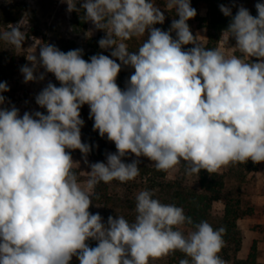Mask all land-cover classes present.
I'll return each instance as SVG.
<instances>
[{"label":"clouds","instance_id":"1","mask_svg":"<svg viewBox=\"0 0 264 264\" xmlns=\"http://www.w3.org/2000/svg\"><path fill=\"white\" fill-rule=\"evenodd\" d=\"M68 11H78L74 4ZM86 21L106 32L99 40L104 54L82 58V49L61 51L55 45L40 48L39 59L21 72L25 83L39 77L42 67L60 86L49 82L35 102L46 109L24 112L2 107L9 91L0 82V264H149L177 251L179 264H227L218 254L226 229L207 221L193 222L182 207L164 204L154 193L136 196V216H109L89 211L90 192L101 181L121 183L140 173L139 159L123 162L128 154L147 157L158 171L185 166L187 175L201 170L214 173L223 167L264 162V3L253 17L239 7L225 32L247 57L226 56L195 42L187 21L197 14L190 0H167L175 9L167 31L154 27L165 16L152 0H80ZM220 11L231 16V8ZM175 32V38L172 36ZM135 52L125 43L145 37ZM0 39L21 47L18 27L0 33ZM194 45L187 50L185 45ZM134 69L122 90L116 80L121 66ZM89 106L93 130L116 147L107 163L90 164L85 187L73 171L69 151L85 157L91 146L81 140L80 109ZM100 207V206H97ZM192 225L187 235L181 231ZM97 241L89 247L88 240Z\"/></svg>","mask_w":264,"mask_h":264},{"label":"trees","instance_id":"2","mask_svg":"<svg viewBox=\"0 0 264 264\" xmlns=\"http://www.w3.org/2000/svg\"><path fill=\"white\" fill-rule=\"evenodd\" d=\"M257 3L264 2H256L254 0H190V4L193 8L197 9L198 7H203L206 11L204 16L199 15L196 11V16L192 18L195 28L206 29L207 40L203 47L217 49L222 34L227 33L225 31L228 28L232 17L237 13L239 7H245L253 17H256L258 15L255 7ZM73 4L78 11H71L72 24L79 30H85L87 28L85 10L79 8L80 0H75ZM221 4L231 8V16H225L220 11ZM24 7V4L16 2L0 4V26H9L11 23L18 20ZM174 19H178L175 9L168 10L166 21L163 24H156L154 27L167 31L170 29L171 23ZM103 35L106 37V34H98L95 37L87 38L86 44L88 51L82 53L83 59L90 60L91 56L97 54H104L112 59H117L111 57V48H100L98 42ZM132 40V45L127 48L129 52H135L141 46L134 37H132ZM191 47L193 46H190L189 48ZM73 49L79 48L73 43H67L62 51L67 52ZM184 49L187 50L188 48L184 46ZM117 62L120 63L118 59ZM20 69L21 67L17 65L16 59L13 55L5 57L2 56V53L0 52V82L7 83V79H9L16 70ZM133 72V68L124 65L121 66V71L118 74L116 82L122 90L126 87L127 81ZM2 95L6 98V102L2 107H16V99L13 95L8 91L2 93ZM89 111L87 126L82 133L81 140L83 143L91 146V151L87 154L88 158H91L96 162L106 163L107 154L115 153L116 147L113 142L107 140L106 136L102 138L98 131L93 130L94 120L89 118ZM67 151L70 152L71 156L73 154L84 156L78 149H69ZM123 162L131 163L125 158L123 159ZM248 165L250 164H243L242 171H244V173L256 168L252 164L251 168L246 167ZM181 166L184 165L182 164ZM138 167L140 168V173L137 177L143 180L144 190H149L154 193L153 198L160 200L164 204H174L178 207H182L185 215L191 217L194 224L201 221H207L214 229H219L220 227L226 229L223 234L225 245L218 255L228 264H257L258 248L256 240L252 241L244 258L238 257V252L241 250L243 240L238 228V222L245 218H254L256 217V213L253 206L243 205L241 197L237 191L231 192L230 190H226L222 175L217 172L208 173L206 170H201L200 173L195 174L196 183L193 184L189 178L184 175L168 179L166 177V171H158L153 165L146 166L138 164ZM114 182H116V180L109 183L101 181L94 187V189H92L90 195L93 204L91 206L100 205L105 211H108L109 214L114 213V209L119 208L123 210V212L116 213V216H123L129 222H133L136 216V198L129 200L128 198L112 194L110 192V184ZM215 202H221L222 204L220 217H215L212 213L213 204ZM125 209H130V211H125ZM190 230H193L192 225L185 224L181 228V231H183L185 235H187ZM86 243L89 247H96L98 242L90 239ZM185 258L187 257H185L183 253L177 251L168 256L159 258V261L160 264H179V261ZM70 264H79V260L73 256Z\"/></svg>","mask_w":264,"mask_h":264},{"label":"rangeland","instance_id":"3","mask_svg":"<svg viewBox=\"0 0 264 264\" xmlns=\"http://www.w3.org/2000/svg\"><path fill=\"white\" fill-rule=\"evenodd\" d=\"M75 0H67L69 4H73ZM256 2H264V0H254ZM12 2L24 4V10L21 13L18 20L11 23L9 26H0V33L4 31H11L13 27H18L21 31L24 40L21 47H17L0 39V52L2 56L13 55L16 59L17 65L20 67L24 65L32 66L27 57L35 55L39 59V51L42 46L47 44L55 45L61 51L67 43H73L79 49H82V53L88 51L86 44L87 38L95 37L98 34H106L103 30H98L92 24L91 21H87V28L85 30H79L72 24L71 12L68 11V4L64 0H0V4H9ZM152 2L160 8L167 19L168 10L166 9L167 0H152ZM199 15H205V9L198 7L196 9ZM190 31L195 37V42L201 44V38L203 36V28H195L193 19L187 21ZM157 28V27H156ZM175 38V32L171 33ZM105 38V36H101ZM100 38V39H101ZM134 39L141 45L143 39H147V33L145 37H134ZM125 43L126 48L132 45L133 40L128 39L126 41L117 40V43ZM187 48L194 46L192 44L185 45ZM236 46V41L230 34L223 33L218 43L217 50L223 52L226 56H237L245 59L248 62H256V57L245 56ZM41 73H44L43 80H35L25 83L23 74L20 70H16L13 75L7 79V85L9 87V93L16 99V108L19 109V113L22 116L24 112L40 111L46 114V109L41 108L35 102L36 95L47 86L49 82L55 84L57 87L60 84L55 80V77L51 73H46L42 67L36 70V75L39 77ZM89 108L87 104L83 105L80 109L81 119L84 120V125L81 128V136L87 126ZM73 161L77 162L73 165V171L77 176V181L81 187L86 186L89 173L91 171L90 164L96 161L86 157L87 163H85V157L79 154L72 155ZM132 160L139 159L142 165L152 166L153 161L147 157H135L134 154H128L123 159ZM107 163V160H106ZM248 168H251V164L255 166V169H251L248 172L242 171L243 164H235L223 167L218 174L222 175L226 190L231 192H238L243 205L253 206L256 213V217L245 218L238 222V228L242 235V247L238 252V257L244 258L248 252L249 246L253 240L257 241L258 259L257 264H264V162L254 164L251 160L247 162ZM184 175L195 184V174L187 175L185 173V166H178L177 169L166 171V177L173 179L177 176ZM110 192L119 197H125L129 200L136 198L137 194L144 190V182L140 178L136 177L134 180L121 183L116 182L110 184ZM92 191V190H91ZM91 193V192H90ZM93 205L89 208L90 213H99L102 217V222L107 224L109 216L116 218V213H122L123 210L116 208L114 213H108L102 206ZM130 211V209H125ZM222 211L221 202H215L213 204L212 213L215 217H220ZM106 214V215H105ZM108 214V215H107ZM149 264H160L159 259L150 260ZM228 264V263H227Z\"/></svg>","mask_w":264,"mask_h":264},{"label":"crops","instance_id":"4","mask_svg":"<svg viewBox=\"0 0 264 264\" xmlns=\"http://www.w3.org/2000/svg\"><path fill=\"white\" fill-rule=\"evenodd\" d=\"M201 31H203V36H202V40H201V46H204L206 44V40H207V37H206V29L203 28V30L201 29Z\"/></svg>","mask_w":264,"mask_h":264}]
</instances>
